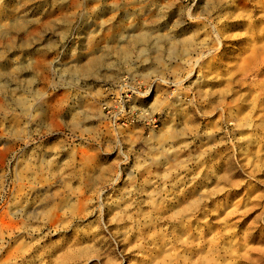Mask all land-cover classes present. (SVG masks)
Listing matches in <instances>:
<instances>
[{
  "label": "rangeland",
  "instance_id": "374dc122",
  "mask_svg": "<svg viewBox=\"0 0 264 264\" xmlns=\"http://www.w3.org/2000/svg\"><path fill=\"white\" fill-rule=\"evenodd\" d=\"M241 7L0 0V264H264V43L239 70L264 0ZM125 82L123 125L103 107Z\"/></svg>",
  "mask_w": 264,
  "mask_h": 264
},
{
  "label": "bare ground",
  "instance_id": "6f19581e",
  "mask_svg": "<svg viewBox=\"0 0 264 264\" xmlns=\"http://www.w3.org/2000/svg\"><path fill=\"white\" fill-rule=\"evenodd\" d=\"M220 1L225 3V9L230 10L229 12L225 13L226 19H230L232 17H234L235 19H238L241 17H243V18L249 17L250 14H245V15L243 14V13H245L244 12L245 10H243L244 8L241 7V5L244 3L245 0H243L242 3H241L242 0H220ZM169 8L170 7L167 4L161 5V9H169ZM235 10H238L239 12H235ZM241 10H243V11H241ZM235 21H236V25L244 23V19L235 20ZM218 32H219V34L222 35L223 31L218 29ZM222 41L218 42V49L221 48ZM259 43H264V26L260 28L259 25H256L255 26V35H254L253 40H252V49L250 50L249 55L243 59L241 65L239 67V70L249 72L254 67V65L257 63L258 58H259V49H260V47L258 46ZM136 49H140V51L144 54V57H145L144 62H148L149 48H148V35H146V33L141 32L139 34L133 35L129 43H127L125 46L120 47L117 50H114V54L116 55V60L123 61V66L127 69L133 68L136 64L135 60L133 59V52ZM173 49L175 50L174 53H177V51H178L177 46H175ZM98 58H100V59H98ZM98 58L96 59V61L94 63L91 62L85 68V70L90 71L93 68L100 66L102 63L103 64H110L108 54H106L105 56H99ZM135 67H137V65ZM134 70H136V69H134ZM137 76H138V74H132L131 80H132L133 84H136L139 86L144 81H143V79L138 81ZM143 77H145V76L143 75ZM143 77H141V78H143ZM262 87H264V83H262ZM160 105H161V100L156 99L155 101H153V103H151L150 110L152 112H156L159 109ZM91 111L93 113L99 112L98 106L95 103L91 105ZM131 129H132V127L127 128V130H129V131ZM94 162H95V156L84 155L80 158V164H82V165H85V164L91 165V164H94ZM48 166L51 168L52 164L50 163ZM41 169L43 172L42 167H41ZM67 201L68 200L65 199L64 201L62 200L61 202L65 203ZM230 253L232 254V252H230Z\"/></svg>",
  "mask_w": 264,
  "mask_h": 264
},
{
  "label": "built area",
  "instance_id": "2783aa9c",
  "mask_svg": "<svg viewBox=\"0 0 264 264\" xmlns=\"http://www.w3.org/2000/svg\"><path fill=\"white\" fill-rule=\"evenodd\" d=\"M124 88L122 89H129V90H122L118 94L112 95L110 102L104 105L103 109L104 112L112 117L115 121L121 122L123 125L134 121L137 113L132 110L129 105L130 97H131V90L132 88L129 87V84L125 82ZM155 125L157 124V119H154Z\"/></svg>",
  "mask_w": 264,
  "mask_h": 264
}]
</instances>
